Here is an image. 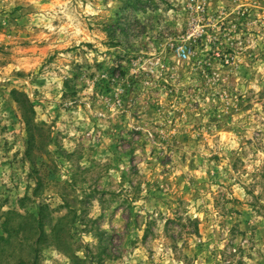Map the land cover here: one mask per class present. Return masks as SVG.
<instances>
[{"label":"rangeland","instance_id":"374dc122","mask_svg":"<svg viewBox=\"0 0 264 264\" xmlns=\"http://www.w3.org/2000/svg\"><path fill=\"white\" fill-rule=\"evenodd\" d=\"M9 212L92 264H264V0H0ZM32 224L0 264H72Z\"/></svg>","mask_w":264,"mask_h":264},{"label":"trees","instance_id":"16d2710c","mask_svg":"<svg viewBox=\"0 0 264 264\" xmlns=\"http://www.w3.org/2000/svg\"><path fill=\"white\" fill-rule=\"evenodd\" d=\"M14 97L16 102L20 105V108L22 110L23 113V119L26 123V126L28 128V132L31 134L33 133V130L39 127H36L35 122H34V108L33 105L30 101V99L23 93L15 91L14 92ZM15 212H9L7 214V217L4 221V225H5V230H6V234H7V238L6 237H0V241H4V242H10L12 237H15L16 239L19 237V234H24V226H25V220L26 219H33L34 221V225H31V229H35L37 231L38 237L36 239H34V245L40 244L42 243V239L44 236H46L47 238H51L52 242H54V244L56 245V247L62 251L64 254L68 255L69 258L71 259L72 264H92L89 263L86 259H81L77 256H75L72 252H71V241H72V236L69 232V224L68 223H62V220L57 224V226H55L50 234H46L44 229H41V226H43V219L44 216L41 213H39L36 216L33 215H29V216H22L21 218L24 220L20 223H18L15 226H12L10 224V219L13 215H15ZM38 226V227H37ZM40 226V227H39ZM25 238V237H24ZM24 241V239L21 237V239H19L20 244H22V242Z\"/></svg>","mask_w":264,"mask_h":264}]
</instances>
